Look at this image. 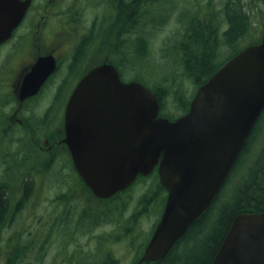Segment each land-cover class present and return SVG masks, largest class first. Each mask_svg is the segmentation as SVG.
Wrapping results in <instances>:
<instances>
[{"label":"water","instance_id":"95a60500","mask_svg":"<svg viewBox=\"0 0 264 264\" xmlns=\"http://www.w3.org/2000/svg\"><path fill=\"white\" fill-rule=\"evenodd\" d=\"M28 2L0 0V44L20 23ZM38 58L20 98L37 93L54 71ZM154 92L122 81L103 63L73 89L64 112V144L91 193L107 199L155 168L164 208L137 264L162 259L211 205L264 111V42L248 45L220 66L192 97L185 114L159 116ZM210 264H264V210L237 215Z\"/></svg>","mask_w":264,"mask_h":264},{"label":"rangeland","instance_id":"374dc122","mask_svg":"<svg viewBox=\"0 0 264 264\" xmlns=\"http://www.w3.org/2000/svg\"><path fill=\"white\" fill-rule=\"evenodd\" d=\"M226 1L173 0L171 5L175 7L174 12L170 13V16L156 30L151 42V58L148 67L136 73L128 68L125 58L118 57V49L116 57L113 54L110 55V58L120 65L123 80L130 81L137 77L148 87L153 86L156 89L158 86L165 87L169 92L167 96L162 95L163 111L174 117L183 114L178 101L181 102L183 98L191 99L196 87L184 76L176 77L179 73L174 71V65L170 60L174 58L171 48L180 39L186 18H189L188 15L204 16L207 8H211V12H219ZM239 1L250 16V27L242 37L221 47L219 62L242 47L264 42V2ZM72 2L84 11L86 20L92 21L95 17L98 18V21H95L96 25L104 23L101 21L105 12V9L102 10L103 5L96 10L95 0H73ZM249 4L250 8H248ZM86 5L94 12L87 10ZM71 13L69 11V16ZM219 24H216L219 32H224L227 28L226 24L222 26ZM107 32L102 33L100 38L92 39V35L89 36L90 42L84 45L85 49L90 50L89 59L97 54V49H104V51L96 56L109 55L107 49L113 48L106 44L111 38L106 35ZM83 36H75L73 40L76 41L74 42L77 43ZM20 38L23 43V37ZM33 40L31 36L23 48L29 49L28 46ZM41 45L44 46V44ZM82 47L83 45H79L78 49ZM20 55L21 52L18 53V57ZM29 61L30 58L23 56L17 62L22 65ZM156 81L160 83L157 85ZM178 89L183 90L184 93L179 91L175 95L176 93L173 92ZM176 96L179 97L178 101H176ZM13 105L15 106V103L5 102L3 114L0 106V127H3V131H0V181L7 183L14 201L20 196L22 183L26 179H32L34 192L22 210L2 231L1 236L8 237L18 229L28 234L34 232L39 226L43 227V233L49 238L47 254L39 262L34 253L30 256L31 263L27 264H78L80 261L81 264H94L108 253L115 255L119 260L117 264H136L160 215L157 209L159 207V211L161 210L159 200H156V204L149 202L148 209H144L142 213H139L137 208L140 196L153 186L154 178L148 177L138 183L135 190L119 194L117 198L120 201L118 202L102 203L95 200L87 190L82 191L77 179L73 177L68 158L62 150L58 149L53 162L48 163L50 156L43 145L46 132L20 131L17 127L8 129V118L12 113ZM263 139L264 127L259 135L258 143L254 146L253 153L259 150ZM129 193L133 196L131 194L130 197ZM126 200L129 204L124 205L122 202ZM131 217H137L136 221ZM58 218H61V221L56 225L54 223Z\"/></svg>","mask_w":264,"mask_h":264},{"label":"trees","instance_id":"16d2710c","mask_svg":"<svg viewBox=\"0 0 264 264\" xmlns=\"http://www.w3.org/2000/svg\"><path fill=\"white\" fill-rule=\"evenodd\" d=\"M251 1L254 0H248V3ZM259 1L264 2V0ZM116 3H119L116 21L117 32L113 38L111 36L106 44L110 45L109 42L114 41L115 46L110 48H115L116 51L118 49V57L125 58L128 68L137 73L138 70L149 66L151 42L156 30H158L155 27L153 14L161 11L157 10L158 4H156L157 2L154 3L153 0H131L126 4L123 0H117ZM248 8H250V4ZM211 10V8H207L204 16L196 14L193 17V14L188 15L189 18H186L185 28L180 34V39L171 48L173 49L174 58L172 57L170 60L174 65V71L179 73L176 77L184 76L194 83L196 89L205 83L228 59L244 48L238 49L225 60L219 62L218 57L221 47L242 37L247 28L250 27V16L239 0H227L219 12H211ZM224 23L227 28L224 32H219L216 24L222 26ZM90 40L89 34L83 36L84 44H87ZM80 49H85V47ZM112 63L117 67L123 79L120 65L116 61ZM132 80L145 85L137 77ZM159 83V81H156L157 85ZM146 87L154 92L158 99L160 105L159 116L169 120L178 117L163 111L162 95L167 96L169 92L165 87L158 86V89L153 86ZM179 91L184 93L181 89L173 93L177 95ZM178 98L176 96V101H178ZM190 100L183 98L181 102L178 101L183 114L187 112ZM263 127L264 111L210 207L186 229L167 255L158 261L143 262L141 264H210L233 219L241 213L264 210V139L260 142L259 150L253 153ZM148 177L154 178L153 186L140 196L137 205L139 213H142L144 209H148L149 202L156 204V200H159L160 209L164 202L163 187L158 182L156 173H151L147 177H138L136 183L131 185L127 191L135 190L136 185ZM83 187L84 190L89 192L85 185ZM8 188L6 182L0 181V264L31 263L30 256H33L34 253L37 261L41 262L49 247V238L43 233L42 226L28 234L18 229L8 237L1 236L2 231L22 210L26 201L34 192L32 179H26L22 183L20 196L16 201H14ZM131 194L129 193L130 197ZM118 196L119 194H116L113 198L107 200L94 199L102 203H112L113 201H120L117 198ZM122 203L124 205L129 204L127 200ZM157 209L160 214L161 210L159 211V207ZM131 218L133 220L137 219V217ZM60 221L61 218H58L54 224L58 225ZM24 235L26 236L24 237ZM117 262L119 260L115 255L108 253L94 264H117ZM78 264H81V261Z\"/></svg>","mask_w":264,"mask_h":264},{"label":"flooded vegetation","instance_id":"af4514ba","mask_svg":"<svg viewBox=\"0 0 264 264\" xmlns=\"http://www.w3.org/2000/svg\"><path fill=\"white\" fill-rule=\"evenodd\" d=\"M19 1L28 2L25 13L20 23L12 31L10 38L0 44L1 113L3 114L2 110L5 102H13L15 106L13 105L12 113L8 118V129L11 130L17 127L20 131L46 132L44 134L43 145L50 156L48 163L53 162L58 153V149L62 150L63 154L68 158L73 177L77 179L82 191H84L83 186L85 184L75 170L69 150L63 142L65 137V107L73 89L88 71L103 63L115 66L112 63L114 60L110 58V55L113 54L116 57V49H107L109 55L103 57L96 55L102 53L104 49H97V54L89 59L88 53L90 50L78 49L79 45L85 47L83 37H80L77 43L74 42L76 40H73V38L77 35L82 36L87 34L89 36L92 35V39L100 38L103 35L102 33L107 31V36L114 37L117 32L116 21L118 18L119 3H116L117 0H95L96 10L101 5H103L102 10L105 9L103 13L104 17L101 20L104 23L102 25H96L97 23L95 21H98V18L94 17L92 21L86 20L84 18V11H81L78 5L72 2L73 0ZM123 1L126 4L131 0ZM153 1L154 3L157 2V10L161 11L153 14L155 27L158 29L160 23L166 20L170 16V13L174 12L175 7L171 5L173 0H165L168 1L167 3L165 1L160 2V0ZM85 8L92 11L87 5ZM69 11L72 12L70 16ZM31 36L34 38L33 42L28 46L29 49H24L23 47ZM20 37H23V43ZM114 43V41H110L109 44L112 46H109L114 47ZM13 44H15L14 47ZM41 44H44V46ZM20 52L21 55L18 57V53ZM23 56H26L28 59L30 58V61L20 65L17 61L20 58L22 59ZM48 56L54 58V71L46 78L36 94L21 99L20 89L25 76L38 58ZM6 66L9 67L7 68ZM121 80L123 81L122 78ZM0 131H3V127H0ZM151 173L157 174V169L155 168ZM138 177L133 184L136 183ZM129 187L117 194L126 192ZM87 189L89 190L88 187ZM89 193L95 198L90 190ZM166 195V191L163 188L162 196L164 197V202L155 226L162 214Z\"/></svg>","mask_w":264,"mask_h":264},{"label":"bare ground","instance_id":"6f19581e","mask_svg":"<svg viewBox=\"0 0 264 264\" xmlns=\"http://www.w3.org/2000/svg\"><path fill=\"white\" fill-rule=\"evenodd\" d=\"M247 26V25H246ZM217 49V48H216ZM154 230V229H153ZM27 243V242H26ZM14 251V250H13Z\"/></svg>","mask_w":264,"mask_h":264}]
</instances>
